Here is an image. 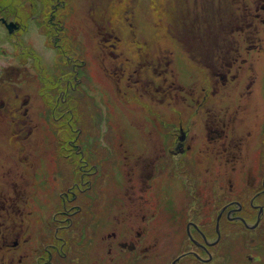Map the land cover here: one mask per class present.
Segmentation results:
<instances>
[{
  "label": "flooded vegetation",
  "instance_id": "af4514ba",
  "mask_svg": "<svg viewBox=\"0 0 264 264\" xmlns=\"http://www.w3.org/2000/svg\"><path fill=\"white\" fill-rule=\"evenodd\" d=\"M69 1L82 4L84 0H57L59 5ZM208 2L213 8L209 7L207 13L212 14L213 20H238L241 25L237 28L236 23H232L229 31L219 33L223 41L228 39L225 44L229 45L213 49L217 51L212 67L213 78L207 87H203L207 93L202 100L195 101L194 109L190 108L184 114L177 110L165 78L163 96L168 107L164 114L156 115L157 92L152 93L155 101L149 99L144 102L141 112L148 125L136 133H129L120 126L116 130L117 143L92 142L90 136H86L88 142L75 143L70 139L74 134L69 132L70 141L46 143L37 149L33 159L26 154L28 145L21 142L16 158L24 171V175L19 177V180H24L20 185L23 199L27 195L25 210L22 208L20 211L23 222L20 223L21 228L15 226L12 230L10 227L17 223L9 205V200L16 194L8 187L2 189L4 184L0 182V216L6 218L5 224L0 226V245L5 246L0 251V264H182L185 260L190 264H264V244L260 243L264 240L259 236L249 241L242 237L225 239L221 231L226 222L234 229L239 225L264 231V200H260L264 197V73L250 78L246 92L254 95L255 84L260 86L262 104H256L250 96L251 100L245 101L249 109L237 110L242 101L233 96L226 105L215 102L221 109L215 111V103L205 102L213 84L217 93V78L214 76L220 66V54L242 50L247 57L239 66H247L250 59L251 63L264 62L263 46L247 47V42L242 45L238 38L239 35L258 37L260 28L256 21L261 16L257 11H264V6L262 9L255 7L253 13L246 0ZM202 6L200 11L203 14L205 8ZM55 19L52 12L47 23L52 28L47 30L43 27L40 34L50 35L53 40L56 38L52 40L53 49L62 57L58 61L53 58V81L57 82L54 86L59 91L58 97L65 101L78 97L76 94L89 96L87 85L95 72L87 60L91 53L85 51L87 45L83 39L79 42L82 52L76 51V54L69 48L65 49L70 42L69 36L72 39L70 30L66 31L68 25L63 26L61 19L57 22ZM0 23L9 38L25 29L29 31V26L18 15L0 16ZM10 23L14 25L13 33L7 26ZM251 28L255 30L248 31ZM98 33L102 35L99 28ZM114 37L117 34L110 39L103 37V40L109 41ZM250 41L251 44L256 43L255 40ZM149 55L156 58L154 52H149ZM29 58L32 62L24 68L34 72L27 80L31 85L29 91L42 94L45 75L37 69L36 58ZM228 59L223 63L228 69L227 75L235 65L232 56ZM263 68L264 65L259 71ZM114 70L122 72L125 79L124 89L127 91L121 95L122 99L135 103L139 94L131 80L137 76L141 81L145 79L148 86L154 84L151 74L133 63L126 68L119 64ZM125 70L128 74L124 73ZM234 77L237 75H231V79ZM218 79L224 81L230 77L221 74ZM241 84L242 80L238 88ZM33 87H36L35 91ZM70 89L77 93L69 94ZM7 103L6 98L0 99V109L6 108ZM122 103L125 105L123 100ZM68 112H71L69 108L62 111L60 117ZM228 116L233 117L234 124L225 121ZM121 117L122 122L129 120L124 113ZM58 131L62 133L60 129ZM244 133L248 136L247 141H243ZM156 134L161 141L154 139ZM132 137L136 138L135 143L126 142ZM2 139L5 142L2 143ZM201 140H207L208 145H201ZM210 145L221 148L218 150V147ZM241 147L244 152H241ZM13 150L12 140L8 142L6 133L0 129V154H10ZM74 152L81 157L78 162L66 159ZM9 156L12 160V154ZM4 171L1 168V179L8 176L3 175ZM239 197L250 198V208L244 207L237 200ZM221 198L227 201L223 206H220ZM30 216L34 218L32 224L23 227ZM16 229L21 231L17 234L19 240L9 244L8 239ZM30 231L34 233V240L31 235L29 237ZM176 236H179V249L173 256L168 247L173 245L172 239ZM10 245L20 248V259L11 253V249L8 250Z\"/></svg>",
  "mask_w": 264,
  "mask_h": 264
},
{
  "label": "rangeland",
  "instance_id": "374dc122",
  "mask_svg": "<svg viewBox=\"0 0 264 264\" xmlns=\"http://www.w3.org/2000/svg\"><path fill=\"white\" fill-rule=\"evenodd\" d=\"M176 1L84 0L82 4L69 1L68 3L59 5L57 0H0V16L2 18L18 15L29 26V31L25 29L22 32H18L16 36L13 34L9 38L5 27L0 23V99L6 98L8 102L5 105V110L0 109V129L2 133H6L8 142L12 140L14 148L10 154L8 153L9 155L12 154V160L8 154H0V159L3 160L0 162V170L1 168L5 169L3 175H8L3 176L2 179L0 178V182L4 184L2 189L8 187L9 190L12 189L13 193L16 194L9 200L11 215L14 217V221L17 222L10 225L12 230L15 226L21 228L20 223L23 221L20 211L24 208V201L27 196L25 195L23 199L22 187H20V185H23L22 182L24 183V180H19V177L24 175V171L19 163V159L16 158V152L20 150L18 146H21L22 143L23 145L27 144L26 154L29 158L35 159L37 149H40L42 145L55 143L57 142V138L65 143L69 141V135L64 134V130L59 127V125L63 126L65 124V119H61V122L57 124L51 121L52 118L50 121L48 120L51 117V112L48 110L51 107L50 103H52V98L50 96L54 94L53 91L46 87V90H43L44 93L42 94L30 92L29 88L31 85L27 80L33 76L32 74L34 72L32 70H24L28 63L32 62V59L29 57L39 55L42 60H40L41 65L44 69L40 73L44 74L47 79H51L52 81L55 79L53 58L54 61L55 59L56 61L59 58L62 59L61 55H57V50L53 49V41L56 38L53 40L50 35L44 34L43 36L40 34V30L43 27L47 30H50V27L52 28L51 25L49 27L47 24L51 20V13L54 12L56 18L63 21V26L68 25L66 31L70 30L71 37L74 40L72 42L69 36L70 42L67 41L69 45L66 44L65 49L69 48L73 52H82V47L79 42L83 39L87 45L85 51L91 53V55H88L87 60H90L89 62L95 69V72H93L91 81L87 85V90L90 91V95L86 99L87 101L85 100L86 102L83 101L81 105L77 103L74 106V110L80 111V113H75V117L70 122H72V126L83 130L80 142L87 141L86 136H90L92 142L102 143L107 142L106 135L110 129L118 130L122 126L126 128L127 132L130 131L129 133H136L139 130H143L148 125L144 120V116H141L143 104L149 99L155 101V97L152 96L154 92H157L155 103L156 115L160 117L164 114L168 107L163 96L164 88L162 83L165 78L168 82V93L171 92L173 96L172 102L177 110H181L183 114L188 112L190 108L191 110L194 109L196 107L195 101L202 100L204 93H207L206 90L203 91V87H207L210 78H213L211 77L213 63L210 64V69H208L205 63L193 61L188 52L172 37L169 31V24H171L172 20L168 16V8ZM189 1L192 6L193 0ZM206 1L208 2L209 0ZM206 1L199 0L198 2H200V6L203 5L202 8H205L204 12L208 16L207 9L212 7V4H208ZM246 1L251 6L253 13L255 12V7L259 6L262 9L261 6H264V0ZM94 2H99L100 4L93 5ZM181 2H184V0ZM217 2L218 0H214V3ZM226 3L229 4L228 1ZM200 6L198 3V9H200ZM257 12H260L261 16V19L256 21L259 23L260 28L258 37L255 38L252 35L238 36L239 40L242 41V45L245 41L247 42V47H264V24L262 23L264 11L260 10ZM57 19H55L56 22ZM241 21L245 22L242 19ZM97 27L102 32V35L98 33ZM230 29L229 27L228 31ZM232 30L230 32L231 34L233 33ZM253 30L255 29L251 28L248 31ZM13 32H15V29L11 31V33ZM115 34H117L116 38L114 37V39L109 41L103 40V37L110 39ZM250 40H255L258 45L256 43L251 44L252 42ZM111 43H114V46ZM226 45L228 46L229 44ZM252 51L249 50V52ZM149 52L156 53V58L149 55ZM112 53L114 54L112 55ZM207 55L208 53L202 56L206 57ZM213 55L216 56V52ZM229 56H232L235 65L233 67L231 66L232 69L227 75L225 73L228 69L223 66V63H225V60H229ZM219 57L220 66L215 70L216 76H214V79L215 77L217 78V80L215 79L217 93H215L212 82V91H209L210 94L207 95L205 102L213 105L215 102H221L223 106L233 99V96H236L239 101H242V104L237 110L249 109V107H246L245 101L249 102L251 97L255 99L256 104H262L261 99H263V96L259 90L260 86L257 87L255 84L254 95L246 92L249 90L248 83L250 82V78L260 76L264 73V68L259 71V68L264 65V62L251 63L250 59V63L247 66H239L247 57L246 53L242 52V50L239 52L233 50L232 54H220ZM238 61L239 64L237 65ZM35 62H37L36 59ZM131 63L150 73L151 79L154 81V84L148 86L147 81L145 79L143 81L139 80L138 76L131 80L132 85L135 86L139 94L135 103L133 100L121 98V95L127 91L124 89L125 79L121 76L122 72H116L114 70L115 66L117 67L119 64H124L126 68V65ZM124 73L128 74L126 70ZM257 73L258 75H256ZM221 74L223 76H229L230 80H219L218 78ZM231 75H237V77L231 79ZM125 76L127 78V75ZM240 80H242V84L238 88ZM82 82L85 85V82ZM122 100L125 102V105H123ZM78 105L80 108L77 107ZM215 106L213 110H221L217 103H215ZM121 113H124L125 117L128 115L129 120L122 122V117L120 118ZM46 114H48L47 117ZM233 120V117L228 116L225 118L226 122L232 124L235 123ZM59 129L62 133L58 131ZM73 130L71 129L70 131ZM247 137L244 133L245 140L243 141H247ZM76 139L78 138L74 134L72 140L75 143ZM140 139L138 138V140ZM154 139L157 141L160 140L157 134ZM20 140H22V143ZM243 141H241V144ZM3 142L5 141L2 139ZM126 142L135 143L136 138L133 139L132 137L126 140ZM201 145H208L207 140H201ZM210 146L212 148L218 147V150L221 148V146L217 145ZM245 146L246 142L243 145L244 149ZM241 152H244L242 147ZM260 200H264V197ZM0 217L2 218L0 226H2L5 224L4 219L6 218L4 216ZM29 219L23 227L32 224L31 220L33 221L34 218L30 216ZM260 228H263V226ZM241 229L242 233H244L242 226L238 225L235 229L232 226L230 233L241 231ZM16 230L8 239L9 244L19 240V235L17 234L21 233V231ZM30 235L34 240L35 237L32 231L29 232V237ZM255 237L256 235H254ZM177 238L179 236L174 237L172 239L173 245L168 247V250L171 251L173 256L176 255L179 249ZM0 243H2L1 238ZM3 246L0 245V251L1 248L5 247ZM31 246L29 247L31 248ZM10 249L12 254L15 253L19 259L21 258L19 247L10 245L8 250ZM182 264H190V261L185 260Z\"/></svg>",
  "mask_w": 264,
  "mask_h": 264
},
{
  "label": "trees",
  "instance_id": "16d2710c",
  "mask_svg": "<svg viewBox=\"0 0 264 264\" xmlns=\"http://www.w3.org/2000/svg\"><path fill=\"white\" fill-rule=\"evenodd\" d=\"M181 1L177 0L175 3L171 2L174 5L171 4V6L168 8V16L172 20L171 24H169V31L171 32L172 37L175 38L188 52L190 58L193 61L205 63L207 67H210V64L213 63L211 61H215L214 58L216 57L213 55V53L216 52L217 55V51L214 50L213 52V49L217 48L218 46H226L225 41L228 40L227 38H225V41H223L224 39L222 37L220 38L219 33L227 32L229 27H232V23H236V25L238 26L240 24V21L237 20L236 22H230L229 20L224 19L217 22L212 19L211 13H208V16L205 12L203 14L201 13L200 9H198V0H193L192 6L189 0H184V2ZM207 3L211 4V2ZM206 53H208V55L206 57H203L202 55ZM35 58L37 61V69L43 72L44 69L41 65L40 56L37 55ZM55 84H57L56 81L52 82L51 79H47L46 77L42 82L43 90H46L47 87L54 93L52 94V96H50L52 98V103H50L51 107H49L50 110L48 111L51 112V117H49L48 120L50 121L52 118L51 121H54L57 124L58 122H61V119H65V124H63V126L59 125L60 129L64 130L66 134H68L69 132L76 134V137L78 138L76 139V142L80 143V137L83 130L80 132L79 130L81 129L77 128L76 126H72V122L70 121L75 117V113H80V111L74 110V106L77 103L81 105L82 102L85 101L89 96H87L85 93L80 96L79 94H76L77 92L75 93L72 89H70L69 94H76L78 95V97H73L69 100L67 99L63 101V99H60V96L58 97L59 91L57 90V87L54 86ZM79 105L77 106L78 108H80ZM68 108L71 110V112H68L65 116L60 117L61 112L68 110ZM47 115L48 114H46V117ZM71 129H75V131H70ZM70 139L72 140V138ZM56 140L57 142H62L61 140ZM106 140L110 143H117L118 141L116 130L110 129L109 134L106 135ZM88 141L89 139L84 142ZM20 142H22V140H20ZM66 159H71L72 162L75 159L76 162H78L81 157L80 155H76L74 152L70 154ZM249 199L244 197L237 198V200H239L243 204V206L247 208H250ZM226 202L227 201L225 199L221 198L220 206H223V204H225ZM231 228L232 225H230L229 222H226L222 226L221 231L225 239H237L239 236L249 241L250 239L254 238V235H256V238L257 236H259L260 239L264 240V231L260 232L258 229H246L243 226L242 228L244 229V233H242V229L241 231L239 230L238 232L230 233ZM261 242L262 244H264V241H260V243Z\"/></svg>",
  "mask_w": 264,
  "mask_h": 264
},
{
  "label": "water",
  "instance_id": "95a60500",
  "mask_svg": "<svg viewBox=\"0 0 264 264\" xmlns=\"http://www.w3.org/2000/svg\"><path fill=\"white\" fill-rule=\"evenodd\" d=\"M8 28L10 29V32L12 31V27H14L13 23L7 24Z\"/></svg>",
  "mask_w": 264,
  "mask_h": 264
},
{
  "label": "bare ground",
  "instance_id": "6f19581e",
  "mask_svg": "<svg viewBox=\"0 0 264 264\" xmlns=\"http://www.w3.org/2000/svg\"><path fill=\"white\" fill-rule=\"evenodd\" d=\"M33 88H34L33 90L35 91L36 90V87H33Z\"/></svg>",
  "mask_w": 264,
  "mask_h": 264
}]
</instances>
